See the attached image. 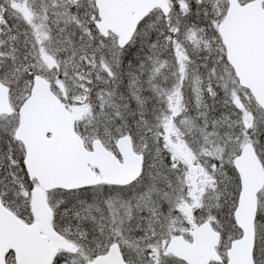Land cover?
Masks as SVG:
<instances>
[{
  "label": "snow or ice",
  "instance_id": "6c2138e0",
  "mask_svg": "<svg viewBox=\"0 0 264 264\" xmlns=\"http://www.w3.org/2000/svg\"><path fill=\"white\" fill-rule=\"evenodd\" d=\"M0 264H264V0H0Z\"/></svg>",
  "mask_w": 264,
  "mask_h": 264
}]
</instances>
